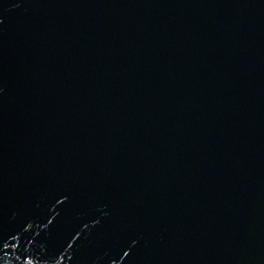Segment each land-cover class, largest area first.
I'll return each instance as SVG.
<instances>
[{"label": "water", "instance_id": "water-1", "mask_svg": "<svg viewBox=\"0 0 264 264\" xmlns=\"http://www.w3.org/2000/svg\"><path fill=\"white\" fill-rule=\"evenodd\" d=\"M0 264H264V0H0Z\"/></svg>", "mask_w": 264, "mask_h": 264}]
</instances>
